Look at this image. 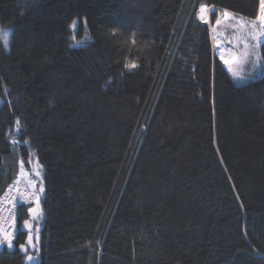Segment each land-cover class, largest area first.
<instances>
[{
    "label": "trees",
    "instance_id": "obj_1",
    "mask_svg": "<svg viewBox=\"0 0 264 264\" xmlns=\"http://www.w3.org/2000/svg\"><path fill=\"white\" fill-rule=\"evenodd\" d=\"M202 3L228 39L260 10L0 0V198L21 167L43 186L37 264H264V73L234 83ZM33 204L0 264L26 263Z\"/></svg>",
    "mask_w": 264,
    "mask_h": 264
},
{
    "label": "snow or ice",
    "instance_id": "obj_2",
    "mask_svg": "<svg viewBox=\"0 0 264 264\" xmlns=\"http://www.w3.org/2000/svg\"><path fill=\"white\" fill-rule=\"evenodd\" d=\"M211 11V9L209 8V6H207L206 4H200L199 6V11H198V18L199 20L203 21L204 23H209V12ZM229 17H233L234 15L230 12H228L227 10L224 11L223 13V19H228ZM222 19H216L215 21V25L219 26L222 24ZM250 27L246 26L244 23H240L237 27H236V31L240 32L242 35L237 37V41L238 43H242L243 44V51L239 53V69H242L244 64L246 63H250L252 65V68L255 69L257 67L258 64L262 63V60H264V58L261 57V55L259 54V48L264 45V0H260V10L258 15L256 16L255 20L250 21L249 22ZM76 27V23L75 21L72 24V28L74 29ZM213 33L217 32V28L213 27L212 28ZM219 35H214L213 39L217 42V45L220 44V40H219ZM251 39L252 43L251 45H249L247 43L248 39ZM73 39H75V37H73ZM0 41H2L3 46L5 48H7L9 46V32L5 31V30H0ZM77 44L82 43L81 41H77ZM226 51L228 52V58H225V53ZM220 59L225 63V64H230L232 61L237 60L238 59V55L236 52H232L230 51V49H226L224 51H220ZM125 67L127 68H136L137 65L135 63H129L126 64ZM233 70V69H229L230 72H232V75L237 78V79H245L244 76H241L240 74V70ZM17 126H19V120L16 121ZM17 141L15 139H13V143L15 144ZM25 143H27V141H25ZM37 176H39V172L36 173ZM29 184H31L33 187L34 182L33 181H29ZM18 190V189H17ZM39 191L43 192V186L41 185ZM27 195H31L34 197V199L36 200V204L37 207H31L28 209V211L30 213L33 214V216H35L38 212V204H39V197L35 195V193H22L21 194V198H25ZM23 225L26 228L30 229V224L28 220H24L23 221ZM0 232H3V238L0 239V244H4L5 242L7 243V246L9 248L13 247L12 244V236L11 233L9 231L0 229ZM28 245H31L32 247H35V245L32 243V235H31V231H29L28 234V241H27ZM20 249L25 251L27 253L28 248L26 247V245L21 244ZM35 259V257L33 255H27L26 256V260L29 262H32Z\"/></svg>",
    "mask_w": 264,
    "mask_h": 264
},
{
    "label": "rangeland",
    "instance_id": "obj_3",
    "mask_svg": "<svg viewBox=\"0 0 264 264\" xmlns=\"http://www.w3.org/2000/svg\"><path fill=\"white\" fill-rule=\"evenodd\" d=\"M214 9H215V7H214ZM210 12H209V22H210V27L212 29L213 28V26H211V15H212V13H210ZM217 34H220L219 35V40H220V44L219 45H217V42L213 39V36L217 35ZM238 36H240V35L237 34V35L232 36L230 39H228V37H229L228 30L226 31V30H223L221 28H217V32L216 33H213V31H212V40H213L214 50H216V56L218 58H220V54H219L220 51H224L226 49H230V51L237 53V55H238V59L237 60L232 61L230 64H225V63L224 64L227 67V72L232 77L234 83H236L237 85H243L245 83H248V82L252 81L254 77L257 78V77L261 76L264 73V70H263L264 67H262V63H261V64H258L255 69H253L252 65L250 63H246V64H244L242 69H239V53L243 51V45H241V43H238V41H237V37ZM249 43L250 44L252 43L251 39H249ZM240 48H241V50H239ZM225 58L226 59L228 58V52L227 51L225 53ZM230 68L233 69V70H238L239 69L241 76H244L245 79H237V78H235L232 75V72L229 71ZM37 168H38V166H37ZM21 169H22V174L21 175L23 177L27 178L26 170L23 167H21ZM37 172H38V170L36 169L35 177L36 178H40L41 174L39 172V176H37L36 175ZM27 180H29V178H27ZM33 182H34V185H35L36 184L35 180H33ZM33 190H34V188H33ZM36 194L39 197L38 212H37V214L35 216H33V214L29 212L30 213V217L28 218V221H29V224L31 226L30 229L26 228L24 225L22 226V230L27 232L28 234H29V231H31L32 243L35 245V247H32L31 245H28V243H26L25 245L28 248L27 253L25 251L21 250L23 254L33 255L35 257V259L32 262H30V264H37V263H39V260H40L39 257H37V255L33 254V252L38 251V247H39L38 244H39V240H40V236H41V234H40V230L42 229L41 221L43 219V212H42V209H41V205H42L41 198H42L43 192L38 191V193L36 192ZM31 207H37L36 201ZM11 248H14V247H11ZM25 264H29V262L26 260Z\"/></svg>",
    "mask_w": 264,
    "mask_h": 264
},
{
    "label": "built area",
    "instance_id": "obj_4",
    "mask_svg": "<svg viewBox=\"0 0 264 264\" xmlns=\"http://www.w3.org/2000/svg\"><path fill=\"white\" fill-rule=\"evenodd\" d=\"M16 181L10 186L5 195L0 198V229L9 231L12 236V242L18 237V216L19 210L23 205L35 203V199L31 195L21 198L22 193H35L29 184V180L21 174L17 176ZM18 189V190H17ZM36 195V194H35ZM3 238V232H0V239ZM7 243L0 244V250Z\"/></svg>",
    "mask_w": 264,
    "mask_h": 264
},
{
    "label": "water",
    "instance_id": "obj_5",
    "mask_svg": "<svg viewBox=\"0 0 264 264\" xmlns=\"http://www.w3.org/2000/svg\"><path fill=\"white\" fill-rule=\"evenodd\" d=\"M211 10H213L214 9V7H209ZM213 13H215V9H214V11H213ZM251 21H253V20H251Z\"/></svg>",
    "mask_w": 264,
    "mask_h": 264
},
{
    "label": "bare ground",
    "instance_id": "obj_6",
    "mask_svg": "<svg viewBox=\"0 0 264 264\" xmlns=\"http://www.w3.org/2000/svg\"><path fill=\"white\" fill-rule=\"evenodd\" d=\"M213 11H214V10H211V12H210V13H213Z\"/></svg>",
    "mask_w": 264,
    "mask_h": 264
}]
</instances>
